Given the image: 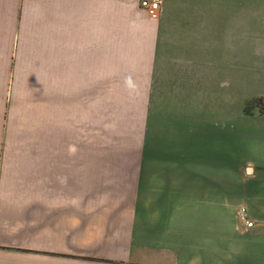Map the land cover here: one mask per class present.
Returning a JSON list of instances; mask_svg holds the SVG:
<instances>
[{"label": "crops", "instance_id": "0c3cea01", "mask_svg": "<svg viewBox=\"0 0 264 264\" xmlns=\"http://www.w3.org/2000/svg\"><path fill=\"white\" fill-rule=\"evenodd\" d=\"M158 1L0 0V264H264V0Z\"/></svg>", "mask_w": 264, "mask_h": 264}, {"label": "built area", "instance_id": "2783aa9c", "mask_svg": "<svg viewBox=\"0 0 264 264\" xmlns=\"http://www.w3.org/2000/svg\"><path fill=\"white\" fill-rule=\"evenodd\" d=\"M141 7L149 14L151 17H157L159 14V1L158 0H140ZM236 215L242 219L247 225L251 224V221L248 220L246 209L243 205H240L236 209Z\"/></svg>", "mask_w": 264, "mask_h": 264}, {"label": "clouds", "instance_id": "9594fccd", "mask_svg": "<svg viewBox=\"0 0 264 264\" xmlns=\"http://www.w3.org/2000/svg\"><path fill=\"white\" fill-rule=\"evenodd\" d=\"M221 86H222V87H223V86H227V82H224Z\"/></svg>", "mask_w": 264, "mask_h": 264}]
</instances>
